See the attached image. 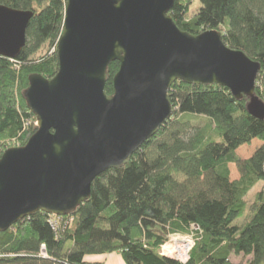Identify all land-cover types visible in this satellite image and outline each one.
<instances>
[{"label":"trees","instance_id":"obj_1","mask_svg":"<svg viewBox=\"0 0 264 264\" xmlns=\"http://www.w3.org/2000/svg\"><path fill=\"white\" fill-rule=\"evenodd\" d=\"M194 1H176L169 15L177 27L192 35L218 31L229 48L260 63L256 95L264 101V0H199L191 15ZM0 5L34 13L20 56H0L1 157L12 142L24 147L38 130L24 93L31 75L52 79L59 70L57 51H44L57 48L67 0ZM119 69V62L109 65V95ZM169 97L172 119L126 166L99 176L91 198L74 213L55 218V227L51 215L39 212L0 233V264H104L93 258L113 253L125 264H183L160 250L172 235L190 233L197 242L185 264H236L233 255L249 258L243 264H264V191L252 205L247 201L264 183V145L249 159L237 155L254 140L264 143V120L248 113L249 98L236 100L218 85L177 81ZM198 119L213 132L196 128L192 120ZM231 164L239 180H231ZM244 214L247 223L238 224ZM43 244L49 259L38 256Z\"/></svg>","mask_w":264,"mask_h":264},{"label":"water","instance_id":"obj_2","mask_svg":"<svg viewBox=\"0 0 264 264\" xmlns=\"http://www.w3.org/2000/svg\"><path fill=\"white\" fill-rule=\"evenodd\" d=\"M177 0H67L54 78L33 74L24 93L37 132L0 157V233L42 212L66 216L91 198L94 181L126 166L175 114L172 85L222 86L264 120L260 63L223 34L192 35L169 15ZM34 17L0 5V56L16 59ZM120 69L113 94L108 68Z\"/></svg>","mask_w":264,"mask_h":264},{"label":"rangeland","instance_id":"obj_3","mask_svg":"<svg viewBox=\"0 0 264 264\" xmlns=\"http://www.w3.org/2000/svg\"><path fill=\"white\" fill-rule=\"evenodd\" d=\"M200 6V1L199 0H195L193 5H192V12H191V15L195 14L196 11L198 10ZM57 51V48H51L50 46L49 47H46L45 49V53H48L49 54H53ZM37 59V58H36ZM250 101V99H249ZM35 122H37V118L35 120ZM34 122V123H35ZM38 123V122H37ZM192 123L193 125L196 127V128H201V129H206L210 132V134L213 132L212 131V125H209L208 122L205 121V119H198V120H192ZM35 125V124H34ZM36 126V125H35ZM38 128V126H36ZM214 128V127H213ZM220 141V139H218ZM10 148H14V147H18V143H11L10 144ZM264 145V143L260 140H254L251 144L249 145H245V146H242L238 151H237V155L238 157H240L241 159H249L251 158L254 153L256 152L257 149H259L260 147H262ZM230 170H231V180L233 181H236V180H239L240 179V174L236 168V165L234 164H231L230 165ZM262 191H264V183H259L250 193H249V196H248V203L249 205H252L254 203V201L256 200V196L257 194L261 193ZM249 215V213H248ZM250 216V215H249ZM249 216L246 217V214L243 215V217L238 221V224H245L247 223L246 219L249 218ZM59 217V216H58ZM198 228V227H197ZM194 232H196L194 229H192ZM194 233H190V234H185V235H176L180 238H185L183 240H186L188 242H194L195 241L197 242V235L196 233L193 235ZM174 235L171 236L170 239H172ZM169 239V240H170ZM167 241V245H164L166 246V251L165 252H172L174 250V248H176V254L178 256L179 253H182L180 249H177V245L175 243H172L170 244L171 241ZM193 250V249H192ZM163 249L161 248L160 252L163 253ZM167 254V253H166ZM174 254V253H173ZM113 261L115 262V264H125L122 256L120 253H113ZM167 256H170L169 254H167ZM249 260V258H245L244 256H235L233 255L231 257V261L233 263H236V264H240V263H246L247 261ZM103 261L105 262V260L103 259Z\"/></svg>","mask_w":264,"mask_h":264},{"label":"built area","instance_id":"obj_4","mask_svg":"<svg viewBox=\"0 0 264 264\" xmlns=\"http://www.w3.org/2000/svg\"><path fill=\"white\" fill-rule=\"evenodd\" d=\"M35 125L37 126V122H35ZM51 217H53L51 219V224L54 225L55 227L57 226V221L55 218H59L58 216H54V215H51ZM56 222V223H55ZM193 229L195 231L199 230V228L197 227H193ZM194 235V234H193ZM171 238V237H170ZM169 238V239H170ZM185 238H180L176 235H174L172 237V239H170L169 241H173V243H175L177 246V249H180L182 253H179L178 256L175 255L176 254V248H174V250L172 252H165L166 250V246H162V249L164 250L163 253H161L162 255L166 256V257H169V258H172V259H175L183 264L187 263L190 259V256H191V252H192V249L195 247V244H196V241L195 243L192 241V242H188L186 240H183ZM172 241L170 242V244L172 243ZM167 245V244H165ZM169 254L170 256H167V254ZM174 253V254H173ZM2 257V255H0ZM40 258L42 259H49V255L47 253V248H46V245H42L41 246V249H40V253L38 255Z\"/></svg>","mask_w":264,"mask_h":264},{"label":"crops","instance_id":"obj_5","mask_svg":"<svg viewBox=\"0 0 264 264\" xmlns=\"http://www.w3.org/2000/svg\"><path fill=\"white\" fill-rule=\"evenodd\" d=\"M112 255L113 254H110V255H107V256H104V257H99V258L95 257L93 259L99 260L101 262H104L103 261V259H104L105 260L104 264H115V262L113 261L114 258H113ZM119 264H121V263H119Z\"/></svg>","mask_w":264,"mask_h":264}]
</instances>
